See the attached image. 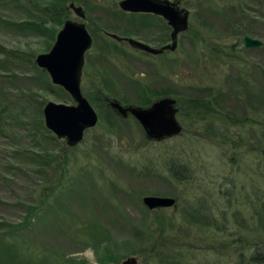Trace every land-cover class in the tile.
Here are the masks:
<instances>
[{"label":"rangeland","instance_id":"374dc122","mask_svg":"<svg viewBox=\"0 0 264 264\" xmlns=\"http://www.w3.org/2000/svg\"><path fill=\"white\" fill-rule=\"evenodd\" d=\"M45 1L0 0V45L19 51L17 58L0 54V110L11 117L7 126L0 120V222L5 225L0 264H107L130 255L139 264L234 260L221 247L224 235L215 230L226 225L233 232V224L248 214L255 190L264 195V0H182L178 7L188 9L189 25L174 51L164 56L108 38L114 33L158 47L163 30L150 14L124 12L119 0H66L83 9V19L70 8L68 18L84 21L93 39L84 54L81 91L98 115L97 124L73 147L46 134L42 114L49 100H73L30 60V53L35 57L50 49L62 24H50V32L40 35L14 24L39 21ZM245 35L261 46L246 48ZM212 91L226 118L218 120L241 133L242 144L234 150L221 138L207 137L203 132L210 130V117L198 118L189 109L191 99ZM102 96L135 105H143L144 97L170 96L181 133L152 142L131 117L114 115ZM110 113L115 116L111 122ZM39 123L42 133L33 129V141L26 135L30 125ZM44 153L58 161L20 162ZM146 195L204 200L201 209L218 228L205 230L184 218V201L148 210L142 203ZM34 202L38 207L29 221L22 205ZM93 222L98 228L91 233ZM205 238L219 247L218 255L206 253Z\"/></svg>","mask_w":264,"mask_h":264},{"label":"water","instance_id":"95a60500","mask_svg":"<svg viewBox=\"0 0 264 264\" xmlns=\"http://www.w3.org/2000/svg\"><path fill=\"white\" fill-rule=\"evenodd\" d=\"M178 1L168 0H119L118 6L129 13H153L164 17L172 27L171 45L161 48L152 47L132 37H121L109 34L118 41H125L131 47L148 53L156 54L164 48L173 50L177 45L178 34L188 28V9L178 7ZM68 8L80 18L85 17L80 6L73 2ZM246 48L261 46L262 42L245 35L243 37ZM92 44L84 21L65 19L55 36V40L47 52L38 53L34 61L45 70L51 82L62 87L71 97L73 103L47 101L42 108L44 126L58 139L64 140L68 146L78 144L84 132L96 125L98 115L89 100L81 91V75L84 66V54ZM175 99L170 96L160 97L147 106L135 104H121L117 99H108L111 110L122 117L132 115L140 124L145 137L152 141H162L181 133L182 125L176 118ZM147 209L175 207L176 199L171 196H149L142 198ZM107 264H139L136 256L130 255L125 259Z\"/></svg>","mask_w":264,"mask_h":264},{"label":"trees","instance_id":"16d2710c","mask_svg":"<svg viewBox=\"0 0 264 264\" xmlns=\"http://www.w3.org/2000/svg\"><path fill=\"white\" fill-rule=\"evenodd\" d=\"M68 4L66 3V0H47V1L43 2L42 4H40V6H39V12L41 14L39 21L30 20V21H24L22 23L18 22V23H14V24L15 25H17V24L18 25H21V24L26 25L27 28H29L31 31H33L39 35L41 33L42 34H45V33L48 34L51 30V26H49L50 24L60 25L63 23V21L65 19H67L69 17ZM42 15H45V19L42 17ZM140 26L144 27L143 23ZM107 34L109 35V33H107ZM53 36H54V33L52 35V38H53ZM108 38H109V36H108ZM18 52L5 49L4 46L0 45V54H2L3 56H10V57L16 56L18 54ZM16 58H17V56H16ZM30 58H31L30 59L31 62L34 61V58H35L34 53H30ZM38 70H40V69H38ZM132 83L133 82L131 81V84ZM46 87H49V86L47 85ZM105 87L108 88L107 80L105 83ZM61 91H63V90L61 89ZM104 97L105 96H102L101 98H103V100H104ZM144 98L145 99H142V101H139L140 104L147 105V104L151 103V101H152L151 97L150 98L144 97ZM216 98H217V92L213 93V91H212V93H210L209 96H205L204 98H203V96H201L200 98H193V100L191 99V101H190L189 109H190V111L192 110L193 114L198 116V118L210 117V121H209L210 123L208 124L210 130L203 132L204 134H206L207 137H211L212 140H215L216 138H221V140H225V143L226 144L228 143L229 146L231 148H233V150H234L237 148V146L242 144V142L240 143L238 141L239 138L240 139L242 138L241 133L239 132V129H237L236 127H234V130H233V125H231L229 123H228V125H226L225 122L222 121V120H225L226 118L221 115V110H220L221 107L217 102H215ZM91 100H93V98ZM89 102H90V100H89ZM106 102H108V98H106ZM106 105L108 106V103H106ZM39 109H40V107H38V113H39ZM111 111L114 115L116 114L113 110H111ZM190 111H189V113H190ZM5 114H6V116H5ZM113 114L110 113V116L107 118L110 122L112 120ZM219 115H221V116H219ZM2 118H3V121H5V122H3L1 125L7 126V125L11 124L9 122V120H11V117L7 113V111H5V109L0 110V120ZM218 119H222V120H218ZM133 120L140 127V129L143 131V129L140 126V124L138 123V121L135 118ZM230 120H231V123L234 124V122H233L234 119H230ZM241 124L245 125L247 123L241 122ZM40 125L42 126V123L32 125V127L30 125L29 131L27 132L26 136L30 137L32 135V140L33 141L36 140L37 134L34 132V130H37L38 132L42 133L41 130L39 129ZM0 131H1V126H0ZM45 132H46V134L51 133L47 129ZM85 132H87V131H85ZM85 132H84V134H85ZM83 139H84V136H83ZM166 139H168V138H166ZM166 139H164V140H166ZM150 141H152V140H150ZM152 142H160V141H152ZM71 147H73V146H71ZM40 148H42V147H40ZM66 148H69V147L66 146ZM15 151H17V149ZM66 153H67L66 149L63 150L61 153L62 157L63 156L66 157ZM16 155H18V154H16ZM36 156H38L40 158H38L36 160V159H34L35 157L32 158V156L27 155V156H24V158H27V160L30 162H28L25 159H21V158H20V162H23L25 165L26 164H31V165L33 164V165L40 166L43 164L48 165L49 162L55 163L56 161H58V159L55 156L54 157L49 156L48 153H46V154L44 153L42 155H36ZM41 159H42V161H39ZM63 160L65 161V158ZM176 161H179V160L176 159ZM172 163H175V162L169 163L170 167L176 168V167H172V166L178 165V164H172ZM63 164H64V162H63ZM179 165H182V164H179ZM29 167L32 170H34V173H37L38 176H39L40 172L42 173V169H33L34 167H31V166H29ZM41 177H42V174H41ZM175 179L181 180V178L179 176H176ZM219 188H220V186H219ZM260 195H262V191L255 190V193H253V196L249 199V203H250L249 207L250 208L246 207V210H249V211H247L248 214L240 220L239 224H236V223L233 224V228H234L233 232H227V226L226 225H222L221 227L218 228L217 224H214V225L212 224V222L210 221V218L212 217V215L209 212L201 209L204 206L203 205L205 203L204 200L195 199L194 197L184 198V200H182L181 197H178V198H177V196H173V197L176 199V202H177V200H179L180 202L184 201L183 203L185 206H184V209L182 212V216L184 218L192 221L193 223L196 222L200 228H205V230H207L210 226H212V228H218L215 231L218 232V230H220L221 235H224V237H222V238H223V242H226V244L221 245V247H222L224 252H226L228 254L229 253L233 254L232 258L235 257V259L234 260L231 259V261L228 259L227 262H223L222 264H264V195H263V197H261ZM78 197L82 198L83 197L82 193H78ZM40 200H42V199H40ZM35 203L36 202L32 203V205H29V204L25 205V203H24V205H22V206H24L25 211L28 215V217L25 219L29 220L30 218H32L35 215L37 207H38V206H36L37 204H35ZM41 205H42V203H41ZM56 205L59 207V203H57ZM247 208H249V209H247ZM158 209H160V208H158ZM158 209H154V210H158ZM169 218H171V219H169V221L171 222L173 217H169ZM161 223H162L163 227L166 226V224L163 221H161ZM4 226L5 225L2 222H0V233L4 229ZM90 226L91 227L88 228V230H90L91 233H93L94 229L98 228L97 224L94 222ZM164 240H166V239H162V241H164ZM205 240L207 241V245L209 243L208 251L206 250L207 247L205 249L201 248V247H197V248L204 250V251H207L206 253H208L209 251H211V252L213 251V252H216V255H218L219 247L214 249V246H215L214 243H210V241L212 239L205 238ZM212 261H215V260L212 259ZM215 264H219V263L215 261Z\"/></svg>","mask_w":264,"mask_h":264},{"label":"flooded vegetation","instance_id":"af4514ba","mask_svg":"<svg viewBox=\"0 0 264 264\" xmlns=\"http://www.w3.org/2000/svg\"><path fill=\"white\" fill-rule=\"evenodd\" d=\"M169 2H175V1H178L177 4L181 3L182 0H168ZM146 14H150L152 18H154L156 20L155 23H157L158 26L161 27V29L163 30V32L161 33L160 36L157 37V41L159 43L158 47H155V48H161L163 46H166V45H171L172 43V37H171V32H172V27L168 24V21L162 17L161 15L159 14H153V13H146ZM146 17V16H144ZM188 19H189V13H188ZM154 27L151 25V28ZM157 28V27H156ZM180 34V33H179ZM178 34V35H179ZM110 37V35H108ZM113 38V37H112ZM115 39V38H114ZM116 41H118L117 39H115ZM118 42H125V41H118ZM175 49V48H174ZM169 49V48H164L161 52L159 53H156V54H152V53H149V54H152V55H157V56H164V55H167L169 53H171L172 51H174ZM142 51V50H140ZM146 52V51H144ZM148 53V52H146ZM176 102V101H175ZM121 103V102H120ZM121 104H125V103H121ZM176 104V103H175ZM149 105V104H147ZM147 105H141V106H147ZM177 111H176V116H177V113H178V108H176ZM117 114V113H116ZM118 115V114H117ZM120 116V115H119ZM122 117V116H120ZM128 117H131L132 119H134V117L130 114H128L126 117H122V118H128ZM177 118V117H176ZM179 121V120H178ZM57 138V137H56Z\"/></svg>","mask_w":264,"mask_h":264}]
</instances>
